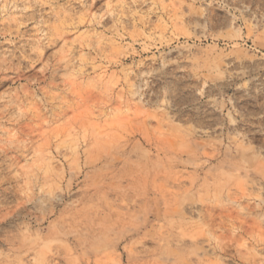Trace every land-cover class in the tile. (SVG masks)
Listing matches in <instances>:
<instances>
[{"label": "rangeland", "instance_id": "374dc122", "mask_svg": "<svg viewBox=\"0 0 264 264\" xmlns=\"http://www.w3.org/2000/svg\"><path fill=\"white\" fill-rule=\"evenodd\" d=\"M263 165L264 0H0V264H264Z\"/></svg>", "mask_w": 264, "mask_h": 264}, {"label": "bare ground", "instance_id": "6f19581e", "mask_svg": "<svg viewBox=\"0 0 264 264\" xmlns=\"http://www.w3.org/2000/svg\"><path fill=\"white\" fill-rule=\"evenodd\" d=\"M118 159V158H117ZM264 166V165H263ZM262 167V166H261ZM260 167H258V169H259ZM261 170V169H260ZM262 173V172H261ZM60 225V224H59ZM160 230V229H159Z\"/></svg>", "mask_w": 264, "mask_h": 264}]
</instances>
